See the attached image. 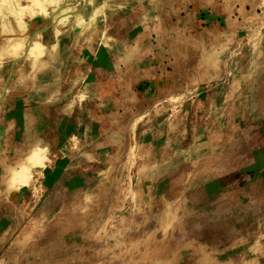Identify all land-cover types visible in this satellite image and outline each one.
<instances>
[{"label": "rangeland", "instance_id": "rangeland-1", "mask_svg": "<svg viewBox=\"0 0 264 264\" xmlns=\"http://www.w3.org/2000/svg\"><path fill=\"white\" fill-rule=\"evenodd\" d=\"M107 1L78 107L64 78L0 106V264H264V0ZM31 3L0 0V56Z\"/></svg>", "mask_w": 264, "mask_h": 264}, {"label": "crops", "instance_id": "crops-1", "mask_svg": "<svg viewBox=\"0 0 264 264\" xmlns=\"http://www.w3.org/2000/svg\"><path fill=\"white\" fill-rule=\"evenodd\" d=\"M108 5L109 1L107 0H32L30 6L23 7V12L21 13L32 16L29 22L44 20L47 22V27L31 34L28 43L29 26H24L21 21L16 22L21 23L15 25L13 33L7 32L3 35V40L17 42L19 50L21 49L18 56H21L23 62L18 63L19 61L16 59L18 56L5 58L1 55L0 82L2 81L4 64L11 62L9 71L7 69L6 74H12L11 82L14 87L17 85L20 90H23L21 95L15 93V98L12 101L14 103H11L12 105L9 104L10 107H7L9 105L5 103L4 105L0 103V106H4V108L9 110H17L22 106L21 101L24 100L25 95L31 94L39 97L41 92L45 91L51 96V99H54L57 93H60L59 81L64 78L69 80L68 82H63L61 86L68 85L67 92L69 94L74 89L78 98L69 105V108L78 107V104L83 101L84 96L87 94L85 91L88 87L86 85L84 87L87 78L93 72L101 69L95 67L96 63L105 59L111 61L119 60L117 59L119 54L115 53L112 48L118 45L117 41L114 43V41L108 42L104 40L105 33L108 31V27H105L106 15L109 18ZM117 9H120V7ZM97 23L100 24L98 29L93 26V24ZM94 28L96 29L93 30ZM4 29L5 27L1 24L0 30ZM88 31L91 33H88ZM90 34L96 37L94 42L92 40L89 41V39H94V37L89 38ZM25 43L29 44V46L26 45L28 48H25ZM0 52L2 53L3 51ZM26 62H31L32 69H24ZM46 68L49 69L48 75L44 74L43 76L47 78V81L36 83L35 79L43 78L41 73H44ZM27 78L33 80L32 84H25ZM2 86H0V100L6 90ZM7 115L8 113L4 112L3 119H7ZM3 119L0 122V127L3 125Z\"/></svg>", "mask_w": 264, "mask_h": 264}]
</instances>
